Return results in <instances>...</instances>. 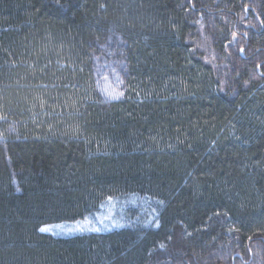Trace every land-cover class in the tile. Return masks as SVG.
Segmentation results:
<instances>
[{
  "label": "trees",
  "instance_id": "obj_1",
  "mask_svg": "<svg viewBox=\"0 0 264 264\" xmlns=\"http://www.w3.org/2000/svg\"><path fill=\"white\" fill-rule=\"evenodd\" d=\"M130 195L156 227L39 232ZM0 264H264V0H0Z\"/></svg>",
  "mask_w": 264,
  "mask_h": 264
},
{
  "label": "rangeland",
  "instance_id": "obj_2",
  "mask_svg": "<svg viewBox=\"0 0 264 264\" xmlns=\"http://www.w3.org/2000/svg\"><path fill=\"white\" fill-rule=\"evenodd\" d=\"M127 70L125 44L120 37L111 34L96 44L92 56V71L95 90L102 105L122 100ZM157 208L150 200L137 195L108 198L94 213L82 220L46 224L39 232L53 237H68L78 234H105L130 224L156 227ZM134 211L138 215L133 218Z\"/></svg>",
  "mask_w": 264,
  "mask_h": 264
},
{
  "label": "snow or ice",
  "instance_id": "obj_3",
  "mask_svg": "<svg viewBox=\"0 0 264 264\" xmlns=\"http://www.w3.org/2000/svg\"><path fill=\"white\" fill-rule=\"evenodd\" d=\"M41 231H45V229H41Z\"/></svg>",
  "mask_w": 264,
  "mask_h": 264
}]
</instances>
